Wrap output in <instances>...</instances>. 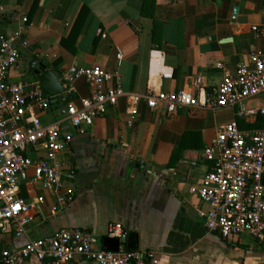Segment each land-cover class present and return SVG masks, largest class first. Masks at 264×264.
I'll list each match as a JSON object with an SVG mask.
<instances>
[{
  "label": "crops",
  "instance_id": "obj_1",
  "mask_svg": "<svg viewBox=\"0 0 264 264\" xmlns=\"http://www.w3.org/2000/svg\"><path fill=\"white\" fill-rule=\"evenodd\" d=\"M254 25L264 29V0H0V32H19L9 82L38 81L28 66L36 59L61 82L63 72L76 64L118 75L126 92L175 91L188 84L195 89L190 82L196 77L207 90L224 73L215 62L234 72L241 64L251 67L253 49L264 52V35L256 37ZM165 71L172 72L171 79H161ZM75 89L79 106L90 88L78 79ZM263 104L260 94L245 106ZM35 108L43 124L58 121L62 136L69 137L57 160L75 172L66 182L73 200L60 205L39 183L20 181L23 198L43 201L24 235L14 237L12 227L0 231V253L71 227L93 232L95 248L115 249L121 244L106 236L114 222L127 236L136 234L135 249L154 252L150 264H264V241L247 235L223 239L207 231L197 215L207 205L190 192L211 169L202 150L215 138L216 127L239 120L249 126L242 129H254L257 117H238L232 107L185 108L164 116L161 108L141 105L128 126L121 98L80 132L59 96L50 99L49 109ZM44 152L36 146L25 154L38 160ZM122 245L127 248V238ZM24 264L57 263L47 257ZM64 264L96 263L76 258Z\"/></svg>",
  "mask_w": 264,
  "mask_h": 264
},
{
  "label": "built area",
  "instance_id": "obj_2",
  "mask_svg": "<svg viewBox=\"0 0 264 264\" xmlns=\"http://www.w3.org/2000/svg\"><path fill=\"white\" fill-rule=\"evenodd\" d=\"M256 37L264 35V29L251 26ZM19 32H0V231L13 228L14 237L25 234L43 201L42 197L26 200L19 194V182L30 180L39 183L54 194L60 205L69 204L71 192L66 182L75 179V172L66 169L57 160V154L68 147L69 137L61 134L58 121L43 124L36 108L47 110L50 99L43 96L38 81L9 82L7 74L19 56ZM26 45L25 41L21 42ZM251 67L241 64L234 72L225 70L221 61L215 62L224 70L221 81L202 90L200 79L175 91L149 88L144 93L126 92L118 75L101 67H68L62 75L60 101L65 105L70 124L83 132V128L102 116L109 107L116 106L121 98L126 100V124L132 126L141 105L150 110L162 109L163 115L178 110L222 107L237 108L238 117H260L261 126L242 129L236 120L219 124L215 138L202 150L205 160L212 163L197 186L190 192L207 205L197 209L203 225L209 232H216L223 239L250 236L264 241V104L246 107L245 103L264 94V52L253 49L249 53ZM161 79H171L172 72L160 74ZM84 80L89 85V95L74 103L75 82ZM113 81L111 86L107 82ZM202 91V94H201ZM54 97V96H53ZM45 149L41 159L33 160L25 154L29 147ZM142 163V161H141ZM33 175L28 176V170ZM106 236L116 238L121 244L116 251L95 248L98 237L91 231L79 228H62L54 234L29 241L16 249L1 250L2 264H24L28 259L52 258L64 264L76 258L94 261L96 264H150L154 252L128 249L122 245L127 233L119 223L107 226Z\"/></svg>",
  "mask_w": 264,
  "mask_h": 264
},
{
  "label": "water",
  "instance_id": "obj_3",
  "mask_svg": "<svg viewBox=\"0 0 264 264\" xmlns=\"http://www.w3.org/2000/svg\"><path fill=\"white\" fill-rule=\"evenodd\" d=\"M36 64L37 66H35ZM28 66H29V69L32 71V73L37 76L43 96L47 98H51L53 96H56L62 93L63 86H62L61 81L59 80V78L56 76L54 72H52L51 70H46L45 65L43 63L38 62V60L36 59H32L30 60ZM263 184H264V176H263ZM107 240L113 243L118 242L116 238L108 237ZM127 248L128 249L137 248V236L135 233L128 234ZM103 249L116 251L118 248L107 249V247H104Z\"/></svg>",
  "mask_w": 264,
  "mask_h": 264
},
{
  "label": "trees",
  "instance_id": "obj_4",
  "mask_svg": "<svg viewBox=\"0 0 264 264\" xmlns=\"http://www.w3.org/2000/svg\"><path fill=\"white\" fill-rule=\"evenodd\" d=\"M261 118L260 117H257L256 119H255V124H254V127H260L261 126ZM237 124H238V126L240 127V128H244V127H249V126H242L241 124H240V121L239 120H237ZM0 264H2L1 262H0Z\"/></svg>",
  "mask_w": 264,
  "mask_h": 264
}]
</instances>
